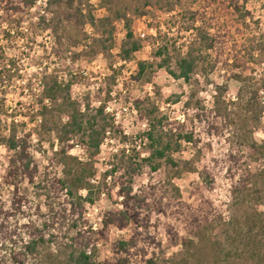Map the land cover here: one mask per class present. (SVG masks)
Returning <instances> with one entry per match:
<instances>
[{
	"label": "rangeland",
	"instance_id": "rangeland-1",
	"mask_svg": "<svg viewBox=\"0 0 264 264\" xmlns=\"http://www.w3.org/2000/svg\"><path fill=\"white\" fill-rule=\"evenodd\" d=\"M90 1L97 19L110 17L104 25L98 22L99 32L114 27L115 47L106 53L86 52L89 40L82 33L90 36L93 30L75 11L63 22L53 23L50 16L46 22L39 20L44 0L10 14L0 7V52L4 49L5 60L12 59L21 72L13 74L9 87L0 86V98L11 113L3 118L11 123L15 117L20 131L33 130L31 152L38 171L35 184H19L27 202L24 212L9 216V225L27 237L24 224L41 223L45 215L53 214L51 206L58 209L68 203L64 194L52 192L48 197L38 188L44 180L50 183L62 175L56 161V134L43 133L40 122L29 116L36 105L29 81L38 90L41 75L48 70L71 81L78 108L89 105L95 112L104 105L121 131L108 134L94 157L80 145L69 149L80 161H90L95 170L90 178L97 186L94 202L85 204L83 216L85 230L94 234L97 264H116L118 256L124 255L117 254L118 242L133 236L132 264H146L152 257L172 264H264V103L251 106L250 94L245 100L239 97L240 92L258 90V101L264 102V65L254 47L260 44L264 49V0H176L171 11L157 0ZM118 14L131 19L135 37L142 41L130 61L119 56L126 21ZM198 27L217 35L222 46L210 58L215 66L207 76L196 74L191 84L165 69L156 68L151 80L139 76L138 62L152 60L156 37L186 45L196 39ZM141 102L143 111L155 105L157 115L166 116L174 131L194 140L182 142L172 153L178 166L164 164L158 171L143 167L130 181L123 167L116 171L112 167L120 150L132 161L149 153L143 136L147 121L135 106ZM13 156L0 144V200L7 209L15 189L6 179ZM130 183L135 199L128 205L137 220L124 229L116 224L106 228L108 215L126 208L122 189ZM80 193L84 196L86 190ZM54 220L52 231L58 237L41 248L38 264H70L64 234L68 223L60 217ZM2 241L0 237V259L10 250Z\"/></svg>",
	"mask_w": 264,
	"mask_h": 264
},
{
	"label": "trees",
	"instance_id": "trees-1",
	"mask_svg": "<svg viewBox=\"0 0 264 264\" xmlns=\"http://www.w3.org/2000/svg\"><path fill=\"white\" fill-rule=\"evenodd\" d=\"M39 1L41 0H0V7L3 6L2 8H5L10 14L29 9ZM157 2L169 5L170 7L167 8L170 11L176 5V0H157ZM44 5V15L40 16V22H46L48 16H50L49 19L53 23L56 20L63 22L74 11L85 18L86 25H90L93 30L92 33L90 32L92 34L90 36L84 31L82 33L89 40L85 44L89 48L86 51L87 53L94 55L100 51L106 53L115 47L114 27H111L107 32L105 31L106 33H101L98 30V22L101 24L107 23L110 21V17L105 16L102 19H97L94 14L95 7L90 0H44ZM118 15L119 19L126 21L124 24L126 35L120 45L119 56L123 61H130L133 59L134 54L141 49L142 41L135 37L131 27V19L126 15ZM17 23L20 24V21H17ZM54 34L60 38L62 36L58 34L57 29H54ZM104 34L108 36L105 38ZM196 35V39L192 42L181 46H178L175 40L167 36H159L162 41H158L156 37L152 60L138 62L139 76L147 75L148 80H151L149 76H152L156 68L165 69L174 78H182L189 84H191L196 74L201 73L207 76L215 66L210 58L213 53L218 55L222 46L218 44V36L205 27H198ZM254 47H256L259 59L264 65V49L260 44L254 45ZM253 56L252 58H254ZM0 61H2L0 86L5 89L9 87L10 81L13 80V74L21 72L15 67L12 59L5 60L4 49L0 52ZM240 78L243 80L242 77ZM29 82L31 83V81ZM30 83L29 88L36 98L35 109L29 115L30 120L39 121L43 133L56 134L59 141L56 161L62 166V175L59 178L55 176L50 183L44 180L38 188H41L42 192H46L48 197L51 196L52 192L57 195L64 194L68 199V203H64L58 209L51 206L50 211L52 210L53 214L45 215L41 223L30 221L24 224L22 229L26 230L27 237L21 233L18 227L12 228L9 225V216H17L24 212L23 206L27 202V197L20 192L19 184L24 181L35 184V176L38 171L37 165L34 163V155L31 152L30 139L33 130L24 131L22 129L23 131H20L19 121L15 117L11 119V123H7L9 119L7 118L5 121L3 117H7L11 113L8 111L6 100L0 98V144H5L14 152L6 179L15 188L12 192L11 206L8 209L4 207V203L0 200V237L3 240L2 246H10L8 257L3 256L0 260L3 264L9 262L12 264H38L41 248L47 241L58 237L52 230L56 226L54 218L57 217L58 220L60 217L61 220L68 223L67 232L64 233L67 234L68 238L67 243H65L67 261L70 264H97L96 246L91 242L94 234L85 230L86 222L83 216L85 204L94 202L96 193L94 189L97 186L91 183L90 178L95 175V170L90 161H80L78 157L69 153V149L80 145L89 152L91 157H94L99 153L100 147L108 134L121 133V131L105 111L104 105L97 107L95 112H91L89 105L85 106L84 110L78 108L79 105L77 106L76 101L72 100L71 81H66L57 73L44 71L39 80L38 90L33 89L34 87ZM261 86H264V82ZM247 94H250L247 102L251 106L255 103H264L258 101V90H254L252 94L251 91L240 92L239 97L245 100ZM178 100L179 96L175 101ZM142 104V102L136 103L135 106L142 119L147 121L148 127L143 136L147 141L149 153L143 157L138 155V159L132 161L125 150H120V153L116 154L117 160L112 167V171L123 167L130 177V181L133 180V175L140 172L143 167L158 171L164 164L178 166L172 153L179 150L182 142H192L194 140L192 135L174 131L170 127L166 116L157 115L158 108L155 105L150 104V107L143 111ZM261 109H264V105ZM56 185H58V188H56ZM81 190H86L84 196L80 193ZM122 190L128 200L126 208L108 215L105 221L106 228L110 224H116L124 229L137 220L136 214L128 205L131 200L135 199L131 195L133 192L132 184L123 186ZM70 232L75 235H70ZM135 240L136 237L133 236L130 240L118 242L117 254L122 253L124 255L118 256L116 264H132L129 255L131 249L136 245ZM6 257L8 258L7 261L5 260ZM146 262V264L173 263V261L153 257Z\"/></svg>",
	"mask_w": 264,
	"mask_h": 264
}]
</instances>
